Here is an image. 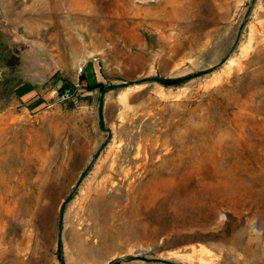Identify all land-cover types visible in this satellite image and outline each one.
Returning <instances> with one entry per match:
<instances>
[{"label":"rangeland","instance_id":"1","mask_svg":"<svg viewBox=\"0 0 264 264\" xmlns=\"http://www.w3.org/2000/svg\"><path fill=\"white\" fill-rule=\"evenodd\" d=\"M0 264H264V0H0Z\"/></svg>","mask_w":264,"mask_h":264},{"label":"crops","instance_id":"2","mask_svg":"<svg viewBox=\"0 0 264 264\" xmlns=\"http://www.w3.org/2000/svg\"><path fill=\"white\" fill-rule=\"evenodd\" d=\"M38 65L29 60L27 55H23L19 59L18 70L22 79L17 94L25 105H31L37 101H47L49 98V87L46 82L42 81L47 72V66L43 62L38 61ZM47 81V80H46Z\"/></svg>","mask_w":264,"mask_h":264},{"label":"water","instance_id":"3","mask_svg":"<svg viewBox=\"0 0 264 264\" xmlns=\"http://www.w3.org/2000/svg\"><path fill=\"white\" fill-rule=\"evenodd\" d=\"M35 52L39 53V56H43L42 58H37L35 57L33 54L30 53V55H28L29 60H31L34 65H38V61L43 62V64H45V66H47V72L44 75V79L42 80L43 82L48 80L50 77H52L56 71H57V66L55 64V62L53 60L50 59V57L48 56V54L44 51V50H36ZM161 82L164 85H174L177 84L179 82L178 78H172V77H167V78H161Z\"/></svg>","mask_w":264,"mask_h":264},{"label":"built area","instance_id":"4","mask_svg":"<svg viewBox=\"0 0 264 264\" xmlns=\"http://www.w3.org/2000/svg\"><path fill=\"white\" fill-rule=\"evenodd\" d=\"M71 93H72L71 89L69 88L63 89L59 94V98L61 100H66L70 97Z\"/></svg>","mask_w":264,"mask_h":264},{"label":"trees","instance_id":"5","mask_svg":"<svg viewBox=\"0 0 264 264\" xmlns=\"http://www.w3.org/2000/svg\"><path fill=\"white\" fill-rule=\"evenodd\" d=\"M18 65H19V61H18ZM18 65H17V67H18ZM189 77H191V75H187V76H185L183 78H178V79H179V82H180V81H183V80H185V79H187ZM90 86L91 87H98V86H101V84L97 83V82H94V83L90 84Z\"/></svg>","mask_w":264,"mask_h":264},{"label":"bare ground","instance_id":"6","mask_svg":"<svg viewBox=\"0 0 264 264\" xmlns=\"http://www.w3.org/2000/svg\"><path fill=\"white\" fill-rule=\"evenodd\" d=\"M96 187V186H95ZM97 188V187H96ZM92 189V188H91ZM96 191H98V190H96ZM89 192V191H88ZM92 192V191H91ZM95 205H97V204H95Z\"/></svg>","mask_w":264,"mask_h":264}]
</instances>
